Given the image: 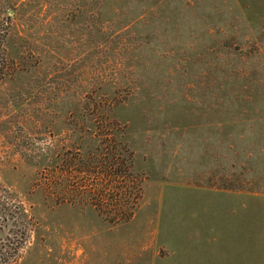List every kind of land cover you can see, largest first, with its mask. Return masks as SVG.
Returning a JSON list of instances; mask_svg holds the SVG:
<instances>
[{
  "label": "rangeland",
  "instance_id": "rangeland-1",
  "mask_svg": "<svg viewBox=\"0 0 264 264\" xmlns=\"http://www.w3.org/2000/svg\"><path fill=\"white\" fill-rule=\"evenodd\" d=\"M0 50V194L27 213L0 246L28 235L18 264H264V0H0ZM122 149L141 193L117 223L76 169L102 177Z\"/></svg>",
  "mask_w": 264,
  "mask_h": 264
},
{
  "label": "trees",
  "instance_id": "trees-1",
  "mask_svg": "<svg viewBox=\"0 0 264 264\" xmlns=\"http://www.w3.org/2000/svg\"><path fill=\"white\" fill-rule=\"evenodd\" d=\"M7 58L6 55L3 51L0 50V69H6L7 68ZM3 66V67H2ZM103 123V122H102ZM110 148V147H109ZM127 154V155H126ZM117 155V156H116ZM109 156L111 157V160L107 162V165L105 166L104 171L102 170V177L99 176V172L95 171L96 168H98L96 163L90 162V153L88 154V161L82 162L83 166L80 168H77L76 170L79 171V173H86L88 172L91 177L89 180V189L84 190V187H80L82 193H90L88 194L89 197L92 198V200L96 199H104L106 198V201H112L111 203L114 204L110 208L109 211H102L99 209V212L103 213L106 215L107 218H110L111 222H128L134 215V205H130L132 203V196L134 194H139L141 193V188H138L135 190L133 186V191L130 190V186L128 185V177L130 176V169H131V162L127 165V160H131V157L128 153V151L122 149V153L120 150V153L118 151V154L115 152L110 151ZM121 156H126L122 159H120ZM109 157V158H110ZM115 157H118L115 159ZM92 161V160H91ZM116 165V166H115ZM72 165L67 166V173L69 177L67 176L66 180H69L70 176H72ZM115 167V169H114ZM75 170V169H74ZM132 176V175H131ZM130 176V177H131ZM123 178L122 186H120V192L119 193H109L110 191H113L111 186L113 187V181L115 178ZM48 183L47 188L49 191L54 192L49 193V196L56 197L57 192H61L62 194H59L61 197L56 202L58 205L61 203H67L71 204L72 203V197H73V190H74V185L70 184L67 182L66 184L61 185L58 181V176L56 170H52L49 176L45 177ZM99 181L102 183H99ZM71 182V181H70ZM105 182V183H104ZM99 184L104 185L105 184V189L99 191L98 186ZM135 184V183H134ZM133 184V185H134ZM138 192V193H137ZM5 197V198H3ZM8 197L10 199H8ZM139 198V197H138ZM59 199V198H58ZM137 199V196H136ZM115 201L116 204L113 202ZM96 205V204H95ZM21 209H19V207ZM27 215L25 212L24 208L19 204L16 203V200L12 198V194L6 193V196H1L0 194V222L5 221L8 219V216L11 218L13 217H18V215ZM19 218V217H18ZM10 219V218H9ZM31 231V230H29ZM28 233L30 234V232ZM27 235V239H28ZM27 239H24L20 243H15V242H8L6 244V249L3 250L4 246H0V264H18L19 259L21 258V250L23 249L25 243L27 242Z\"/></svg>",
  "mask_w": 264,
  "mask_h": 264
}]
</instances>
